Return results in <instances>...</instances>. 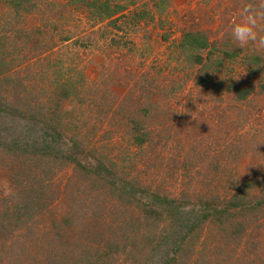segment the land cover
Listing matches in <instances>:
<instances>
[{
    "label": "rangeland",
    "instance_id": "rangeland-1",
    "mask_svg": "<svg viewBox=\"0 0 264 264\" xmlns=\"http://www.w3.org/2000/svg\"><path fill=\"white\" fill-rule=\"evenodd\" d=\"M108 1L115 25L0 1V264H264V50L231 38L262 0ZM186 33L207 40L199 65ZM231 196L249 207L212 220Z\"/></svg>",
    "mask_w": 264,
    "mask_h": 264
},
{
    "label": "trees",
    "instance_id": "trees-1",
    "mask_svg": "<svg viewBox=\"0 0 264 264\" xmlns=\"http://www.w3.org/2000/svg\"><path fill=\"white\" fill-rule=\"evenodd\" d=\"M0 1L3 4L11 6L17 12L19 9H22L23 7H26L23 9H27V7H34L33 5L31 6V0H0ZM77 1L82 3V5L89 11V15L92 19L97 20L98 22L107 21V25L108 23H111V25H115L116 21L119 18L127 17V13H123L126 10L125 5L121 3H117V2L113 3L108 0H77ZM181 43H182L183 50L187 49L191 53V59L189 61H192L193 65L201 64V61L203 59L201 53L207 48L206 38L203 37L201 34L186 33L185 36L182 38ZM2 72H4V70L0 69V73ZM81 81L82 79L72 84L68 80L69 83L67 82V84L64 85L61 89L63 92V97L68 99V95L70 93L69 91L70 89L75 87V85H80L82 83V87H83V81L82 82ZM234 93L238 98L242 99L249 93V89L248 88H235ZM1 111L2 109L0 108V112ZM131 124H133V129H132L133 131L131 135L133 138V144L137 146L142 145L143 143L147 141V136H149L148 135L149 132L148 131L142 132L143 127L141 126L137 127L135 123L132 121H131ZM58 134H55V135L59 137ZM45 136L46 134L45 132H43L38 137L39 141L38 140L33 141L32 143L33 146L31 145L33 148L32 149L33 152L32 154L30 153V155H37L38 158L45 159L46 156L50 154V152L54 149L50 145L51 142L45 139ZM52 140L55 141L56 138H52ZM243 187L250 188L251 184L245 183ZM232 197L233 196H231V198L228 200V208L225 210H221V211L219 210L215 211L214 212L215 214L213 215L212 220H217L219 223H223L221 222V218H223L224 216H228V217L233 216V212L230 211V209L249 207L248 205L238 203L236 200L232 199ZM164 199L165 198H163V201L166 202V200ZM166 206L169 209L171 207H174V210L176 209V207L173 206L172 202L166 203L165 207ZM262 207H263L262 204L258 203L256 204V206L252 207V209L258 210V209H262ZM142 209L144 213L147 215V217H155L158 219L161 218V213H159L158 211H155V209L153 208L143 206ZM176 214L178 215V212H176ZM205 217L207 218L208 216H205Z\"/></svg>",
    "mask_w": 264,
    "mask_h": 264
},
{
    "label": "clouds",
    "instance_id": "clouds-1",
    "mask_svg": "<svg viewBox=\"0 0 264 264\" xmlns=\"http://www.w3.org/2000/svg\"><path fill=\"white\" fill-rule=\"evenodd\" d=\"M261 21H264V0L259 5L246 4L242 8L240 22L232 25L231 38L235 46L243 49L251 44L256 50H264V27H261ZM197 97L189 98L195 103Z\"/></svg>",
    "mask_w": 264,
    "mask_h": 264
}]
</instances>
